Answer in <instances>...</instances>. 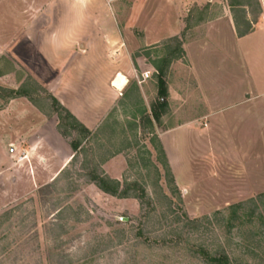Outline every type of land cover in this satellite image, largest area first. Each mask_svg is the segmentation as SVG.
Wrapping results in <instances>:
<instances>
[{
	"label": "rangeland",
	"instance_id": "374dc122",
	"mask_svg": "<svg viewBox=\"0 0 264 264\" xmlns=\"http://www.w3.org/2000/svg\"><path fill=\"white\" fill-rule=\"evenodd\" d=\"M51 2L0 0V264H209L204 253L264 264V94L243 93L249 86L238 63L209 83L190 75L179 51L162 64L177 23L183 32L175 38L192 40L232 3L241 30L260 17L255 1L113 0L135 71L123 100H103L106 114L76 156L69 143L81 137L60 135L66 129L49 97L59 102L53 90L61 78L44 86L52 79L43 60L52 65L65 56L52 54V30L41 29L53 20ZM74 51L62 68L79 69L71 76L73 99L92 87L83 74L88 63L75 62L84 47ZM209 96L217 108L199 119ZM245 101L255 118L251 140L244 138ZM92 170L117 182L125 198L90 184Z\"/></svg>",
	"mask_w": 264,
	"mask_h": 264
},
{
	"label": "crops",
	"instance_id": "0c3cea01",
	"mask_svg": "<svg viewBox=\"0 0 264 264\" xmlns=\"http://www.w3.org/2000/svg\"><path fill=\"white\" fill-rule=\"evenodd\" d=\"M258 1L261 6L260 17L253 25L252 31L243 37H239L236 33L230 8L223 7L221 14L207 22L198 37L186 41L178 38L182 43L181 48L183 58H185L184 62L182 61L183 58L178 62L183 66L187 65L192 77L209 79V76H218L220 73L222 75L230 69H235L239 64L245 78V84L247 83L249 86L248 90L245 89L243 93L249 95L253 93L264 94V0ZM112 2L113 0H52L51 5L47 8L51 10L53 20L41 25L43 31L52 30L51 36L48 37L52 45V54L65 51L64 59L59 63L47 65L46 61L43 60L45 67L51 71L50 77L52 79L51 82L45 80L44 86L47 88L51 86L52 81L61 78L59 83L55 85L53 94L61 105L75 116L87 130L96 127L101 118L105 116L106 113L103 111L104 99L113 102L112 104L123 100L121 98H124V94L130 87V76L135 71L132 58L112 16ZM47 11L44 9L43 12L46 13ZM182 32L183 24L177 23L168 32V38L180 36ZM77 47H84V54L79 55L80 58H77L75 62L81 61L90 65L88 67L87 64L83 69L84 78L88 80L87 85L97 89L94 90L91 87L85 93H76L73 99L71 97V93H73L70 84L71 76L75 77L79 69L75 63L71 64L64 72L62 68L69 62L72 55L77 54L74 51ZM214 61L220 62L222 65L214 66L212 65ZM92 78L95 80L91 81ZM208 79L207 83H209ZM202 83L201 92L209 95L206 82ZM103 85L104 91L99 93L101 91L100 86ZM135 89L138 90L137 93L139 94L141 89L138 87ZM89 103L94 105H88ZM205 105L208 112L201 114L199 119L208 116L213 109L217 108H214L211 97L207 99ZM95 107L100 108V112H97ZM243 110L245 111L243 121L246 127L244 138L251 140V126L255 123L251 102L245 101ZM195 124L196 119H193L182 122L180 126ZM163 147L170 168L174 173L175 162L171 153L168 152L166 144Z\"/></svg>",
	"mask_w": 264,
	"mask_h": 264
},
{
	"label": "trees",
	"instance_id": "16d2710c",
	"mask_svg": "<svg viewBox=\"0 0 264 264\" xmlns=\"http://www.w3.org/2000/svg\"><path fill=\"white\" fill-rule=\"evenodd\" d=\"M254 1L258 8V12L260 15L261 14L260 3L258 0H254ZM229 7L232 10L234 8V4L232 3L229 4ZM233 22L235 25L236 33L239 37H243L249 34L253 29V25L256 23V21L248 22L245 24L244 28L240 30L234 18H233ZM170 41L173 42V45L165 46V50L167 51V57H166L167 61L166 60L162 61V64L168 63V61L170 62L171 58L177 51H179L181 55L183 54L182 49H181V41L178 38H172ZM162 72H163L162 69L159 68L160 75L158 77V82H159V93L158 94L160 96L159 104L161 107H164L166 105V102H165L166 96H165V85L162 80V74H163ZM10 93L14 94L15 97H24V98L31 100L30 97H28L29 95L27 94V92L23 90L22 91L21 90L20 91L11 90ZM15 97L11 96V98H15ZM49 97L52 103L54 104L55 114L59 116V119H60L59 126L63 125V127L66 129L63 131L59 130L60 135L63 138H69L71 134H75L81 137L80 140L79 139L71 140L69 143L71 150L76 156V154L78 153V150L80 149L81 143L85 141L87 137L91 135V132L87 130L81 123H79L75 119V117L68 110H66L59 102H57L52 96H49ZM155 115L156 113L153 114V116ZM88 177H89L88 179L89 183L93 184L101 192L111 195V196L118 197V198H125L126 196L125 191H121L119 189V184L115 181L108 179L101 172H98L97 170H92L88 174ZM203 256H204V259H206V262H208L209 264H230L229 258L225 254L216 255L214 257H211L207 253H204Z\"/></svg>",
	"mask_w": 264,
	"mask_h": 264
},
{
	"label": "built area",
	"instance_id": "2783aa9c",
	"mask_svg": "<svg viewBox=\"0 0 264 264\" xmlns=\"http://www.w3.org/2000/svg\"><path fill=\"white\" fill-rule=\"evenodd\" d=\"M149 74V72H143L140 74L139 77L136 76L138 84L142 83L145 79H147L149 77Z\"/></svg>",
	"mask_w": 264,
	"mask_h": 264
}]
</instances>
